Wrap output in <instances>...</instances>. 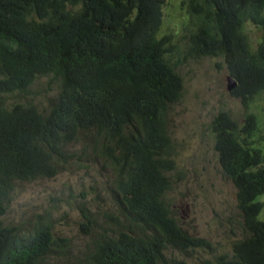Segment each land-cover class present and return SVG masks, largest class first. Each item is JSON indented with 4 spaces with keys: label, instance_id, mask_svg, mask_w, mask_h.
Returning <instances> with one entry per match:
<instances>
[{
    "label": "trees",
    "instance_id": "1",
    "mask_svg": "<svg viewBox=\"0 0 264 264\" xmlns=\"http://www.w3.org/2000/svg\"><path fill=\"white\" fill-rule=\"evenodd\" d=\"M167 3L0 0V264H40L58 241L43 217L27 232L3 223L17 183L84 168L86 155L111 170L117 213L93 234L85 264H188L168 251L211 246L184 231L164 200L176 169L167 115L183 94L175 35L161 34ZM181 5L186 54L223 58L237 83L231 95L246 111L242 126L227 112L211 125L219 164L237 189L244 237L233 243L234 255L199 264H264V144L251 110L264 96V33L254 48L245 32L249 23L264 29V0ZM39 76L59 83L46 110L7 102ZM89 216L83 212V228L91 227Z\"/></svg>",
    "mask_w": 264,
    "mask_h": 264
},
{
    "label": "rangeland",
    "instance_id": "2",
    "mask_svg": "<svg viewBox=\"0 0 264 264\" xmlns=\"http://www.w3.org/2000/svg\"><path fill=\"white\" fill-rule=\"evenodd\" d=\"M182 1L168 0L161 31L175 35L177 48L172 60L183 80L182 97L167 115L176 169L170 174L172 186L164 200L184 231L205 238L211 246L188 253L169 250L167 254L188 264L205 260L215 263L223 254L232 255L233 243L244 237V225L237 189L219 164L211 125L221 112H227L242 126L246 111L228 90L231 76L223 58H192L186 54V44L180 36L188 15ZM245 32L256 48L264 29L249 23ZM58 90L59 83L54 78L39 76L28 93L7 96L6 100L9 104L31 103L44 111ZM251 110L258 115L260 124L255 139L264 144V96ZM72 157L76 160L79 155ZM83 162L84 168L53 179L17 183L14 200L2 221L20 232H27L41 217V223H53L56 249L40 264H85L82 255L87 247L91 248L93 234L105 226L106 214L117 213L111 197V170L103 162L95 163L89 155ZM83 212L90 214L88 229L81 224ZM259 219L264 221V209Z\"/></svg>",
    "mask_w": 264,
    "mask_h": 264
},
{
    "label": "water",
    "instance_id": "3",
    "mask_svg": "<svg viewBox=\"0 0 264 264\" xmlns=\"http://www.w3.org/2000/svg\"><path fill=\"white\" fill-rule=\"evenodd\" d=\"M236 86H237L236 81L232 77H229L228 78V90L232 91L236 88Z\"/></svg>",
    "mask_w": 264,
    "mask_h": 264
},
{
    "label": "clouds",
    "instance_id": "4",
    "mask_svg": "<svg viewBox=\"0 0 264 264\" xmlns=\"http://www.w3.org/2000/svg\"><path fill=\"white\" fill-rule=\"evenodd\" d=\"M183 9V8H182ZM185 10V9H184ZM263 148V147H262ZM263 202V201H262ZM14 227V226H13Z\"/></svg>",
    "mask_w": 264,
    "mask_h": 264
},
{
    "label": "bare ground",
    "instance_id": "5",
    "mask_svg": "<svg viewBox=\"0 0 264 264\" xmlns=\"http://www.w3.org/2000/svg\"><path fill=\"white\" fill-rule=\"evenodd\" d=\"M224 172V171H223ZM227 176V175H226ZM233 255H234V253H233Z\"/></svg>",
    "mask_w": 264,
    "mask_h": 264
}]
</instances>
